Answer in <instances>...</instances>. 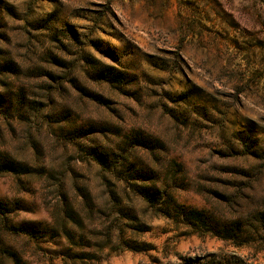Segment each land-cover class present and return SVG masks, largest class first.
Wrapping results in <instances>:
<instances>
[{"label":"rangeland","instance_id":"obj_1","mask_svg":"<svg viewBox=\"0 0 264 264\" xmlns=\"http://www.w3.org/2000/svg\"><path fill=\"white\" fill-rule=\"evenodd\" d=\"M0 264H264V0H0Z\"/></svg>","mask_w":264,"mask_h":264}]
</instances>
